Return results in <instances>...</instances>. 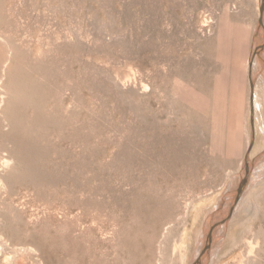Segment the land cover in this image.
Masks as SVG:
<instances>
[{
	"label": "rangeland",
	"instance_id": "obj_1",
	"mask_svg": "<svg viewBox=\"0 0 264 264\" xmlns=\"http://www.w3.org/2000/svg\"><path fill=\"white\" fill-rule=\"evenodd\" d=\"M261 13L0 0V264H264Z\"/></svg>",
	"mask_w": 264,
	"mask_h": 264
},
{
	"label": "bare ground",
	"instance_id": "obj_2",
	"mask_svg": "<svg viewBox=\"0 0 264 264\" xmlns=\"http://www.w3.org/2000/svg\"><path fill=\"white\" fill-rule=\"evenodd\" d=\"M263 10V15L261 14V18H260V21H262L263 19H264V9H262ZM262 34V33H261ZM260 34V32L257 30V33H256V39H255V42L253 43V46H252V51L250 52V57L248 58L249 59V62L250 63H254L255 64V62H256V59H257V57H258V54H257V52H258V49H259V51L261 52L262 51V46H260L259 48H256L259 44L257 43V41H260L261 43H260V45L262 44V37L260 36L261 35ZM261 49V50H260ZM260 57V56H259ZM260 60V59H259ZM264 61V60H263ZM262 61V62H263ZM259 62V61H258ZM250 63H248L249 65H250ZM261 63V62H260ZM257 64H259V63H257ZM256 65V64H255ZM258 66V65H257ZM249 67V70H250V66H248ZM256 67V66H255ZM253 68V67H252ZM253 70V69H252ZM254 71V70H253ZM255 72V71H254ZM252 74V73H251ZM261 74V73H260ZM254 75V74H253ZM252 78H254V77H252ZM264 79V78H263ZM251 82H254V81H251ZM252 84V83H251ZM254 94H255V85H254V83L252 84V87H251V94H250V101H251V112H252V114H251V127H252V143L254 142V137H255V125H254ZM259 100V99H258ZM260 103V102H259ZM257 106H258V103L256 104ZM257 108V107H256ZM257 110V109H256ZM262 111V110H261ZM260 124V123H259ZM250 133V132H249ZM256 142V141H255ZM1 155V154H0ZM8 155V154H7ZM2 161H3V165L4 164H9L10 163V159L9 158H7L6 156L5 157H3L2 156ZM1 160V159H0ZM1 162V161H0ZM6 167V166H5ZM241 168V167H240ZM1 169V168H0ZM249 169H250V162H247L246 161V167H245V169H244V172H245V174H243L242 175V181H241V183H240V186H238L239 188L233 193V197H234V194L236 195V193L237 192H240V190L242 189V187L245 185V183H246V180H247V178H248V173H249ZM239 170V169H238ZM243 172V173H244ZM249 189V188H248ZM254 190V189H253ZM242 191V190H241ZM245 192V191H244ZM242 193V192H241ZM253 193V192H252ZM235 198H233V200H234ZM233 200H231V203H232V201ZM241 200V199H240ZM223 201V200H222ZM223 203V202H222ZM239 204V203H238ZM237 205V204H236ZM240 206V205H239ZM212 220V219H211ZM224 224V223H223ZM243 228H244V226H243ZM208 232V231H207ZM235 233V232H234ZM206 236H207V234H206ZM218 240V239H217ZM211 242H210V245H209V249H208V251L206 252V253H209V251H211L210 249H211ZM201 247V246H200ZM199 251V250H198ZM252 251V250H251ZM212 253H214V252H212ZM203 254H205V252L203 253ZM210 254V253H209Z\"/></svg>",
	"mask_w": 264,
	"mask_h": 264
},
{
	"label": "water",
	"instance_id": "obj_3",
	"mask_svg": "<svg viewBox=\"0 0 264 264\" xmlns=\"http://www.w3.org/2000/svg\"><path fill=\"white\" fill-rule=\"evenodd\" d=\"M262 9H264V0H262ZM261 14L263 15V10H262ZM262 44L264 46V41H263ZM260 46H262V45L259 44L256 48H259ZM242 174H245V172L242 173ZM239 194H240V192H237L236 195L234 194L233 198H235V199L233 200L230 208L227 210L226 216L225 217H220L221 219L218 218L217 221L213 222L211 224V226L209 227V231H208L206 239L204 241L202 251H201V253L198 254L197 260H200V258H202L203 253L206 252L207 248L209 247L210 242L212 241V237H213V233H214L215 228L218 227L220 223L224 222V220H226L227 218H229L232 215V212L234 211V208H235L234 206H235L236 202L240 198ZM199 264H200V261H199Z\"/></svg>",
	"mask_w": 264,
	"mask_h": 264
}]
</instances>
